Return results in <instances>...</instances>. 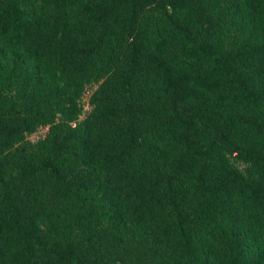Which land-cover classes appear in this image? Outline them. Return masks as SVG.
Here are the masks:
<instances>
[{
  "label": "trees",
  "instance_id": "trees-1",
  "mask_svg": "<svg viewBox=\"0 0 264 264\" xmlns=\"http://www.w3.org/2000/svg\"><path fill=\"white\" fill-rule=\"evenodd\" d=\"M0 264H264V0H0Z\"/></svg>",
  "mask_w": 264,
  "mask_h": 264
},
{
  "label": "built area",
  "instance_id": "built-area-1",
  "mask_svg": "<svg viewBox=\"0 0 264 264\" xmlns=\"http://www.w3.org/2000/svg\"><path fill=\"white\" fill-rule=\"evenodd\" d=\"M88 105L86 106V102H84V108L85 109H90L91 106L89 104V100L87 101ZM48 130V127H43V128H40V130H38L37 132H35V134L33 135L34 137L32 138H40L41 136H44L46 134Z\"/></svg>",
  "mask_w": 264,
  "mask_h": 264
},
{
  "label": "rangeland",
  "instance_id": "rangeland-1",
  "mask_svg": "<svg viewBox=\"0 0 264 264\" xmlns=\"http://www.w3.org/2000/svg\"><path fill=\"white\" fill-rule=\"evenodd\" d=\"M97 85V84H96ZM89 88H88V90H86V92L84 93V95H83V97H82V101L83 102H86V106L88 105V103H87V101H88V99L90 98V95H91V91L94 89V87H95V85L93 84V85H90V86H88ZM32 137H34L33 135H32Z\"/></svg>",
  "mask_w": 264,
  "mask_h": 264
}]
</instances>
